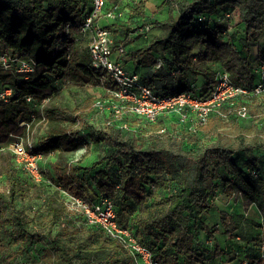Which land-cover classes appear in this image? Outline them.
I'll use <instances>...</instances> for the list:
<instances>
[{
  "label": "trees",
  "instance_id": "obj_1",
  "mask_svg": "<svg viewBox=\"0 0 264 264\" xmlns=\"http://www.w3.org/2000/svg\"><path fill=\"white\" fill-rule=\"evenodd\" d=\"M148 1L128 4L127 22L106 25L113 50L125 49L121 64L133 63L142 85L159 97L194 85L203 98L225 72L252 92L264 69V0H160L151 39L137 33ZM120 3L107 0L104 11L122 12ZM91 8V0H0V56L35 67L27 79L0 71V90L13 91L9 104L0 102V147L24 131L19 120L32 122L26 96L49 99L34 143L43 181L32 182L11 152H0V264H145L70 208L63 192L88 203L110 199L119 228L159 264H264V140L248 137L264 131V94L238 96L203 125L173 115L115 121L111 111L93 120L98 86L90 36L80 33ZM140 38L147 45L130 50ZM72 90L84 95L73 106L64 102ZM228 121L237 138L226 134ZM222 198L254 207L256 218L221 207Z\"/></svg>",
  "mask_w": 264,
  "mask_h": 264
},
{
  "label": "built area",
  "instance_id": "obj_2",
  "mask_svg": "<svg viewBox=\"0 0 264 264\" xmlns=\"http://www.w3.org/2000/svg\"><path fill=\"white\" fill-rule=\"evenodd\" d=\"M106 1L91 0V11L80 29L82 35L89 34L90 36V69L96 75L97 86L102 89L105 96H109L105 99L99 98L94 102L97 112L100 111L102 114L105 111H111L115 121L120 120L123 114H132L150 123L156 122L161 116L173 115L181 124L192 119L194 125H203L212 113L217 112L225 103L238 96L264 94V69H262V78L251 93L235 86L228 74L222 72L216 77L209 94L203 98L194 96L193 93L197 89L194 85H191V90L187 93L157 96L150 87L140 83L137 74L123 67L120 58L124 55V47L119 45L116 50H113V34L101 22L105 21L110 25L122 19L124 15L117 7L105 12ZM151 28V21H145L144 25L137 28V33L148 37ZM157 66H160V62ZM34 70L33 62L10 58L6 55L0 56V71L2 72H14L27 79L34 73ZM12 95V89L0 90V102L9 104ZM25 101L31 107L32 122L19 120L18 128L24 131L11 134L9 143L5 147H0V152L5 150L11 152L21 170L32 182L38 184L43 181L39 168L42 156L34 151L35 141L31 135L33 130H30L33 125L40 123H43L45 128L44 108L49 99L41 98L37 101L33 96H26ZM237 114L240 118L247 117L245 108L239 109ZM120 127L126 128L123 124ZM158 133H163V130ZM78 152L84 153L85 148ZM63 194L68 196L69 207L80 210L89 224L99 227L107 237L118 242L129 253L139 256L143 263L159 264L152 261L150 254L137 243L129 231L119 228L110 199L100 197L94 203H88L82 199L70 197L65 192Z\"/></svg>",
  "mask_w": 264,
  "mask_h": 264
},
{
  "label": "rangeland",
  "instance_id": "obj_3",
  "mask_svg": "<svg viewBox=\"0 0 264 264\" xmlns=\"http://www.w3.org/2000/svg\"><path fill=\"white\" fill-rule=\"evenodd\" d=\"M160 1V0H159ZM161 2V1H160ZM162 3V2H161ZM160 3V4H161ZM157 4H159V3H157ZM161 11V9H159L158 8V6L155 8V11H153V12H151V13H149V14H151V17L153 18L155 15H157L158 14V12H160ZM235 21H236V19H235ZM238 21V20H237ZM236 21V22H237ZM153 28H151L150 29V34H149V37H151V36H153V34L155 33V35L154 36H156V35H158V33H159V30L158 29H156V27H154V26H152ZM144 37V36H143ZM127 67L129 68V69H131V67H130V65L128 64L127 65ZM128 69V70H129ZM129 71H131V70H129ZM199 82H201V80H199ZM101 92H102V89L101 88H97V87H95V89H94V97H96L95 98V100H93V103H92V105H91V108H90V110L89 111H95L96 112V114H94V116H93V118H91V119H93V120H95V119H97L98 117H100L101 116V112L100 111H96V109L94 108V102H96L97 101V99H101L102 98V95H101ZM72 93H74V94H76L75 95V97H73L69 92H67L66 93V95H65V100H64V102L66 101V102H68V104H70V105H74L75 104V101L76 100H80L81 98H83L84 97V95H83V92H78V94L77 93H75V90H72ZM93 93V92H92ZM109 96H106L105 98H108ZM258 117H260V119L261 120H264V112L262 113V114H260ZM225 121H227V120H225ZM37 123V122H36ZM44 124L43 123H40V124H38V125H33V127L31 128V130L30 131H32V138H33V141H36L37 139H38V137H39V135H41L43 132H44ZM226 134L227 135H229V138H237L239 135H241V132L238 130V129H236V127H235V125H234V123H232L231 121H228V126H227V129H226ZM251 136H257V137H261L263 140H264V131H261V132H258V133H256V132H251V135L250 136H248L249 138H251ZM35 143V142H34ZM84 153H81V152H77V153H75L74 155H73V157H72V160H77V159H80V157H82V155H83ZM48 159H50L51 160V157H49V158H47L46 159V162H48L49 160ZM219 205L221 206V207H223V208H225V209H231V210H236V207H237V209H238V212L239 213H241V214H243L244 215V217L245 218H256V215H255V209H254V207H249V206H246L245 204H243L240 200H238L237 199V201H236V199H233V198H231V200L230 199H228V200H225V199H221V200H219Z\"/></svg>",
  "mask_w": 264,
  "mask_h": 264
},
{
  "label": "crops",
  "instance_id": "obj_4",
  "mask_svg": "<svg viewBox=\"0 0 264 264\" xmlns=\"http://www.w3.org/2000/svg\"><path fill=\"white\" fill-rule=\"evenodd\" d=\"M142 1H145V0H121V5H120V7H122V14L124 15V17L125 18H127V15L129 14V12H130V9H129V7H128V4H137V3H139V2H142ZM157 3H159V4H157ZM160 1L159 0H149L147 3H146V5H145V9H144V12H145V17H146V19H145V21H150V20H152V18H151V14H149V13H151V12H153V11H155V8L157 7V6H159L160 5ZM125 22H127L124 18H122ZM101 24L102 25H108L105 21H102L101 22ZM155 35V33L153 34V36ZM147 38H149V39H151V37H147ZM147 41H148V39H144V38H140V39H138V40H136V41H134L132 44H130L129 46H128V48L131 50V49H137V48H142V47H144V46H146L147 45ZM130 65V67L133 69L134 68V64L133 63H131V62H128L127 63V65Z\"/></svg>",
  "mask_w": 264,
  "mask_h": 264
},
{
  "label": "bare ground",
  "instance_id": "obj_5",
  "mask_svg": "<svg viewBox=\"0 0 264 264\" xmlns=\"http://www.w3.org/2000/svg\"><path fill=\"white\" fill-rule=\"evenodd\" d=\"M255 49V48H254Z\"/></svg>",
  "mask_w": 264,
  "mask_h": 264
}]
</instances>
